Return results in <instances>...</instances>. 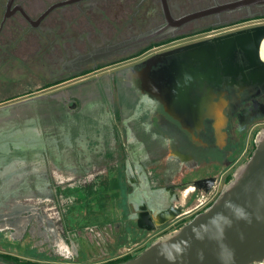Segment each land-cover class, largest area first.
<instances>
[{"label":"flooded vegetation","instance_id":"flooded-vegetation-1","mask_svg":"<svg viewBox=\"0 0 264 264\" xmlns=\"http://www.w3.org/2000/svg\"><path fill=\"white\" fill-rule=\"evenodd\" d=\"M8 1L0 0V66L17 61L19 70L44 78L36 90L26 84L25 91L14 89L0 99V234L10 239L4 245H25L36 252L33 257L67 250L79 257L80 239L102 246L108 240L102 230L113 229L117 245L131 247L103 263L133 257L211 204L251 155L264 128V39L258 46L257 30L264 27V0H166L167 12L163 0L68 4L63 8L80 11L74 17L87 19L46 27L47 17L38 26L24 19L30 29L45 30L40 39H48L39 43L47 55L39 68L10 51L18 37L4 36L5 26L22 15L17 11L3 22ZM17 4L26 10L21 0L11 8ZM93 11L102 18L111 11L112 18L90 25ZM153 29L165 32L107 58L82 59ZM48 31L55 35L48 38ZM235 32L240 34L224 37ZM9 81L0 88L21 84ZM42 91L47 93L37 95ZM51 128L62 132L58 141L48 138ZM131 138L147 148L127 149L122 141ZM97 152L106 162L95 157L88 169L68 178L52 166L65 153L74 158ZM181 192L192 210L152 233L157 220L149 221L147 213L165 219ZM105 216L110 228L101 223Z\"/></svg>","mask_w":264,"mask_h":264},{"label":"water","instance_id":"water-1","mask_svg":"<svg viewBox=\"0 0 264 264\" xmlns=\"http://www.w3.org/2000/svg\"><path fill=\"white\" fill-rule=\"evenodd\" d=\"M9 0L3 22L19 11L38 26L55 9L82 0H59L33 18L21 4ZM164 9L167 12V2ZM259 30L258 46L264 39ZM153 29L106 45L82 56L84 60L107 58L141 46L164 34ZM240 32L224 37H233ZM257 46V52H258ZM264 262V128L258 133L248 159L234 170L213 202L184 222L153 239L135 256L117 264H258ZM0 264H17L0 259Z\"/></svg>","mask_w":264,"mask_h":264},{"label":"rangeland","instance_id":"rangeland-1","mask_svg":"<svg viewBox=\"0 0 264 264\" xmlns=\"http://www.w3.org/2000/svg\"><path fill=\"white\" fill-rule=\"evenodd\" d=\"M21 1H23V4L26 10L29 12V14L33 17H36L49 4L59 1V0H21ZM73 8L74 9L71 10L69 8L64 9L62 7V8H59L53 11L47 16L42 26L43 27L52 26L55 24L54 21L61 20V19L62 20H65V19L79 20L80 19L79 21L81 20L84 21L87 19L85 15H83V17H79V16L74 17V15H77V13H79L80 11L76 7H73ZM2 11L3 10L0 9V14H2ZM102 15L103 13H101V11H95V12L93 11L92 14L90 13L89 17L90 19H92V21L89 24L92 25L93 23H95L96 26L102 25L104 23V21L102 20H106V23H108V21L112 18L111 11H104L105 19L101 17ZM98 18H101V21L103 23ZM61 24L64 25V23H61ZM11 26L15 27L13 31H11ZM43 32L45 33V30H43ZM44 33H40L39 31L30 29L28 23L24 20L22 16H15V17H12V19L5 26L3 35L18 37V39L16 38L17 45H14V47L10 51L17 52L18 56H21V57H27V58L30 57L31 59L30 64L32 66L31 68H39L42 66V62H44L43 60H41L42 58L41 56H43V54L45 53L43 50L38 49L39 43L41 41L48 42V39L44 40V39L39 38L40 36L43 37ZM45 35H47L48 38H51V36H54L55 34L51 31H48V33ZM34 53H38L36 54L37 56L33 55ZM45 56H47L46 53H45ZM9 62L10 63L16 62L17 64L15 65L13 64V66H10L9 63H7L5 64V66H0V83H3V84L9 83L10 82L9 79H11L12 81L13 80L18 81L21 84L19 86V83H18L16 87L10 86V85L2 86L0 88V99L2 96L15 93L14 89L18 91L20 90V92L21 90L25 91V89H27L30 86L33 87V90L38 89L39 85L41 84V80L44 78V76H41V74L37 75L35 73L36 74V79H35L34 73H26L28 70L25 67H22L21 70L18 69L19 62L17 61L14 62L13 60H9ZM28 74H31V75H28ZM11 83H14V82H11ZM26 84L30 86H26ZM40 93H47V92L46 91L37 92V95H39ZM27 97H30V96H27ZM249 145L250 147L252 145L251 139L249 140ZM248 156H249L248 154L247 156H244V158L240 161V163L245 161V159H248L249 158ZM188 220H190V218ZM102 234L105 235L106 237V238L104 237L105 239H108L105 241V244L103 243L102 246H98L93 243L89 244L87 243L88 241L86 239H80L81 247L83 248V250H82V256H79V257L73 255L68 250L67 252H63V253H53L52 251H50L49 253H52L51 257H45L42 255L40 257L39 256L33 257L34 254H36V252L34 251L31 252V249L27 250L25 245L23 244H22L23 246H20V247L13 245L12 243H10L9 246L4 245L5 243L9 242L10 239L5 238V240H3V234H0V253H10L12 255H17L18 257H20V259H37V260H40L48 264H60V263L101 264L103 263V261H106L108 259H112V258L125 254L129 250L126 247H131L130 245H128L127 242H124L125 247H122V244L117 245V239H115V232L113 229L112 231L109 229H103ZM149 237L150 239H153L155 235H151ZM135 246L136 245H133L132 248ZM44 253H47V251L44 250Z\"/></svg>","mask_w":264,"mask_h":264},{"label":"crops","instance_id":"crops-1","mask_svg":"<svg viewBox=\"0 0 264 264\" xmlns=\"http://www.w3.org/2000/svg\"><path fill=\"white\" fill-rule=\"evenodd\" d=\"M33 131L36 133L35 134L36 138L41 139L40 130L35 127V129H33ZM46 132H47L48 138H52L53 141L59 140L58 136H56V135L59 134V132H61L60 130H56V128H51V129H47ZM122 143L129 150H135L137 148H141V149L147 148L146 143L140 139L139 140L138 139L132 140V138H131L130 141L124 139L122 141ZM153 144H154L155 149H158L159 142L158 141L154 142V140H153ZM118 146H119V143H116L115 147H118ZM95 157L98 160V162H99V160H101L102 162H106L105 161L106 159L104 158L105 156H103V154L100 152H97L96 156H94L93 154H90L88 156L82 157L79 154L77 156H74V158L71 157L69 153H65V154H62L61 156H58L56 160H53L52 162H54V163L52 164V166H54L56 173L61 174L65 178L66 177L68 178V176H73L72 175L73 172L76 173V171H80L84 168L88 169L89 165H91L93 163ZM190 158L191 159L193 158V160H194L195 157L192 155ZM107 165H108V163H107ZM181 175L182 174H180V176ZM179 195H180V198L176 202H174L172 205L174 208V211L165 219L162 220V219L158 218V215L155 214L156 213L155 211H154V213H152L153 211L150 213L149 212L147 213L148 214L147 217H148L149 221L155 223V221L157 220V224L155 223V225H157V229L153 230L152 233L163 229L167 225V223L171 222V220L173 221L174 218L176 219L177 217L183 215V212L187 213L190 210H192V206L191 205L188 206V204H187V200H188L187 194L184 192L183 193L181 192V193H179ZM179 201H180L181 206L183 208L180 206H177V203ZM110 223L111 222H109V224L107 225V226H109V228L111 227Z\"/></svg>","mask_w":264,"mask_h":264},{"label":"trees","instance_id":"trees-1","mask_svg":"<svg viewBox=\"0 0 264 264\" xmlns=\"http://www.w3.org/2000/svg\"><path fill=\"white\" fill-rule=\"evenodd\" d=\"M107 222H111V219L108 218L107 216H105L103 218V220H101V223L104 224V223H107ZM131 257L132 256H128V257H125V258H122V259L107 261V262L102 263V264H117V263L125 261V260H127V259H129ZM0 258L5 260V261H7V262L17 263V264H40V263H36V262H32V261L21 262V261H19L18 257L11 256V255H8V254H0Z\"/></svg>","mask_w":264,"mask_h":264},{"label":"bare ground","instance_id":"bare-ground-1","mask_svg":"<svg viewBox=\"0 0 264 264\" xmlns=\"http://www.w3.org/2000/svg\"><path fill=\"white\" fill-rule=\"evenodd\" d=\"M262 55H263V57H264V42H263Z\"/></svg>","mask_w":264,"mask_h":264},{"label":"built area","instance_id":"built-area-1","mask_svg":"<svg viewBox=\"0 0 264 264\" xmlns=\"http://www.w3.org/2000/svg\"><path fill=\"white\" fill-rule=\"evenodd\" d=\"M207 205V204H206ZM210 205V204H209ZM205 207H207V206H205ZM198 208V207H197ZM264 263V262H263ZM259 264H262V263H259Z\"/></svg>","mask_w":264,"mask_h":264}]
</instances>
